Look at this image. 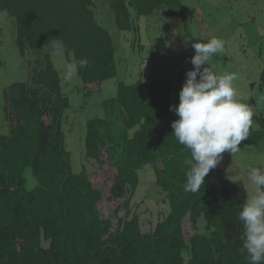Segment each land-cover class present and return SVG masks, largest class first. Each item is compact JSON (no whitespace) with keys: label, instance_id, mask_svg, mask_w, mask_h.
I'll return each instance as SVG.
<instances>
[{"label":"trees","instance_id":"16d2710c","mask_svg":"<svg viewBox=\"0 0 264 264\" xmlns=\"http://www.w3.org/2000/svg\"><path fill=\"white\" fill-rule=\"evenodd\" d=\"M108 2L117 27L132 29L135 38L136 20L158 7L166 10L181 20L185 48L193 56L180 0ZM93 6L92 0H0V11L14 21L19 55L43 53L28 83H13L3 92L9 129L0 136V264H249L238 219L247 199L243 183L230 180L218 164L200 191L184 190L191 154L172 135L178 117L170 111L169 82H151L147 100L140 81L118 82L115 97L104 103L105 118L86 122L85 158L115 170L110 199L124 202L116 224L99 215L102 194L92 177L70 171L60 131L68 100L50 45L59 37L73 62L88 60L77 75L83 85L114 78L115 48L95 22ZM257 85L264 92V71ZM253 121L264 130V115H253ZM243 146L242 141L238 147ZM147 165L169 210L143 232L131 201L138 171ZM186 218L189 235L183 231Z\"/></svg>","mask_w":264,"mask_h":264},{"label":"rangeland","instance_id":"374dc122","mask_svg":"<svg viewBox=\"0 0 264 264\" xmlns=\"http://www.w3.org/2000/svg\"><path fill=\"white\" fill-rule=\"evenodd\" d=\"M109 0H92L95 22L111 37L115 48L116 76L99 84L83 85L76 75L65 80L66 65L73 63L72 54L52 55L51 61L59 72L62 94L68 107L62 109L60 131L65 150L69 155L70 171H85L92 184L102 194L97 205L99 215L116 224L124 214L123 199L111 200V187L115 170L85 158L84 141L87 121L105 118L104 103L116 95L118 82L127 85L140 81L144 98L151 82L165 80L171 86L170 100L178 105L179 91L185 73L192 70L190 52L186 51L185 30L180 19L168 15L158 7L151 15L141 16L137 38L132 29L117 27ZM187 18V32L192 44L207 42L216 37L225 41L223 52L214 55L208 65L217 74L236 73L234 85L240 102L249 105L253 115H264V92L258 87L259 74L264 71V0H180ZM135 39V40H134ZM132 44L134 47H132ZM194 50V49H193ZM195 52H193L194 56ZM41 50L25 52L21 57L15 44V24L4 11H0V136L7 135L8 121L4 120L3 92L13 83H28L33 74V61ZM236 154L222 153L220 166L232 181H241L247 198L254 194V186L247 170L260 167L263 162L264 130L253 121L249 138ZM138 186L131 206L140 216L141 230L150 232L156 222L169 210L164 195L155 186V176L150 166L138 171ZM29 183L32 179L28 176ZM185 235L190 234L187 218L183 222Z\"/></svg>","mask_w":264,"mask_h":264},{"label":"clouds","instance_id":"9594fccd","mask_svg":"<svg viewBox=\"0 0 264 264\" xmlns=\"http://www.w3.org/2000/svg\"><path fill=\"white\" fill-rule=\"evenodd\" d=\"M224 47L225 41L216 37L192 44L195 54L190 62L193 68L185 73L178 105L170 106V111L178 117L171 123L172 135L191 154L184 184L186 192L200 191L209 171L220 165L222 153L239 152L238 146L249 138L253 126L251 108L237 96L234 85L237 74L225 72L221 75L209 67H202L208 65L214 55L223 52ZM50 50L52 55L63 53V40L53 38ZM40 60L39 56L33 61V66L37 65L34 68H39ZM87 66L86 58L68 63L65 80L70 81ZM247 177L254 186V194L246 199L239 212L238 219L244 228L241 251H246L249 264H264V168H249Z\"/></svg>","mask_w":264,"mask_h":264}]
</instances>
